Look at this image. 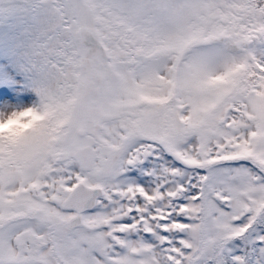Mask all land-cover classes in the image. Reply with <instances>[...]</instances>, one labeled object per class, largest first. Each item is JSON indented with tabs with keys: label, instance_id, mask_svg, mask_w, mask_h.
<instances>
[{
	"label": "snow or ice",
	"instance_id": "obj_1",
	"mask_svg": "<svg viewBox=\"0 0 264 264\" xmlns=\"http://www.w3.org/2000/svg\"><path fill=\"white\" fill-rule=\"evenodd\" d=\"M0 264H264V0H0Z\"/></svg>",
	"mask_w": 264,
	"mask_h": 264
}]
</instances>
